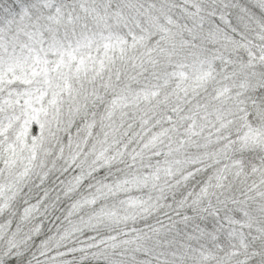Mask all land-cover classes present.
Listing matches in <instances>:
<instances>
[{
	"label": "snow or ice",
	"instance_id": "6c2138e0",
	"mask_svg": "<svg viewBox=\"0 0 264 264\" xmlns=\"http://www.w3.org/2000/svg\"><path fill=\"white\" fill-rule=\"evenodd\" d=\"M0 264H264V0H0Z\"/></svg>",
	"mask_w": 264,
	"mask_h": 264
}]
</instances>
